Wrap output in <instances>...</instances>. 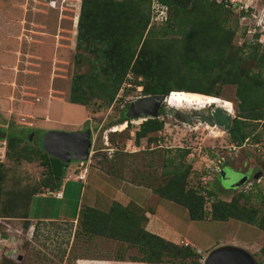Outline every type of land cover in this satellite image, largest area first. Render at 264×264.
Wrapping results in <instances>:
<instances>
[{"label":"rangeland","instance_id":"1","mask_svg":"<svg viewBox=\"0 0 264 264\" xmlns=\"http://www.w3.org/2000/svg\"><path fill=\"white\" fill-rule=\"evenodd\" d=\"M0 1L3 4L0 5V52L5 47L10 50L15 47L14 40L5 36L13 37L18 31L21 49L18 60L15 59L14 63L11 55L0 53V63L13 64L14 71V77H11L10 81L4 80L0 83V128L6 129L8 125L13 124L33 128L36 135L24 140L21 145L36 147L37 140L41 139L40 135H44L50 128L66 133L87 127L93 137V145H98L99 153H105L107 158L102 157V168L98 170L92 168L99 163L96 158L94 162L93 157V165L88 166L87 162L84 168L80 169L76 166L78 161L72 160L68 163L70 167L65 173L67 178L85 179L79 207L91 205L107 210L112 202L125 204L128 199L133 202L132 206L144 209V216L147 218L145 227L148 225L149 230L151 228L153 233L165 240L178 245L188 244L201 255L199 264H204L207 255L220 246L240 247L249 252L257 264H264V256L259 251L264 245V231L257 226L232 218L227 221H215L209 212L201 221H191L184 207L152 192L153 186L165 183L169 177L167 171L175 167L174 165L179 166V169L190 165L185 189L198 190L204 184L201 178L199 179V172L216 164L209 156L216 152L218 159L225 162L223 165L226 175L220 178L218 173L208 172L206 188L214 191V197L229 200L237 191L236 188L245 186L251 180V173L256 167L261 170V175L256 178L259 180H256L258 182L254 189H260L264 195V120L254 126L253 132L261 133L259 142L254 144L249 140L239 147L232 142L223 128H213L198 119L199 114L208 112L204 108L209 103L212 105L218 102L225 107H233V119L238 110L234 85L214 82L212 88H219L220 98H202L199 101L204 105L200 103L195 107L180 99L168 98L169 106L180 109H170L167 106L164 108L165 113L160 115L164 118V126L156 132L159 141L149 142L145 138L138 142L135 140V131L143 121L141 117H129L128 122L124 121L117 126L101 130L105 121L118 117L123 109L127 112L128 107L125 108V98L101 109L97 106L98 100L86 106L67 100L71 76L76 72L73 55L80 0H55L53 5L48 4V0ZM155 7L160 10L157 5ZM6 8L17 10L18 14L12 11L16 18L8 19L9 15L3 13ZM231 17L226 27L234 26V18ZM249 23L254 22L241 19L236 24L237 33L240 32L241 25ZM176 37L180 36L174 33L167 36L168 39ZM251 37V34L235 36L232 44H248ZM262 50L264 52V49ZM7 65L3 68H7ZM84 69H87L86 66L82 67L81 71ZM138 80H141V77H138ZM129 94L137 95L138 92L130 90ZM175 112L180 117H176ZM186 115H189V118L192 115L197 118H191L189 122ZM124 127L129 130L122 132L123 135H129L119 136L118 143H123V147L120 148L119 145L120 154L110 160V156L116 153V148L110 141V131L122 130ZM248 128L249 126L245 129ZM181 148H187L189 151L181 165L166 161L167 157L177 161ZM6 150V142L0 140V161L3 163L0 215H5L2 212L4 209L15 217H6L0 221V233L9 234V240L7 238L5 244L0 243V261L4 252L16 245L17 257L13 258L15 264H150L130 260L129 255H137V252L126 243L102 236L89 238L78 233L79 222L76 218L72 220V217L75 212L73 208L77 204L79 185H71L63 201L52 198V193L42 197L48 189L41 184L45 168L39 164L40 160L35 158L28 162L22 158H8L5 155ZM132 183L135 185H131ZM252 186L250 182L248 187ZM212 199L213 197L206 199L207 211ZM10 200L12 203H8ZM65 202L67 206L63 205ZM251 204L259 208V213H264V201L253 198ZM24 215L31 217L27 221L31 222L30 230L24 228L26 220L21 217ZM42 217H54L57 220H40ZM120 253H123L124 258L118 257Z\"/></svg>","mask_w":264,"mask_h":264},{"label":"trees","instance_id":"2","mask_svg":"<svg viewBox=\"0 0 264 264\" xmlns=\"http://www.w3.org/2000/svg\"><path fill=\"white\" fill-rule=\"evenodd\" d=\"M153 1L166 7L167 17L163 22H154L149 26ZM224 1L80 0L73 55L76 72L71 76L68 102L86 106L98 100L97 106L101 109L125 98L127 108L131 101L129 98L135 96L129 94L130 90H136L140 95L168 94L173 90L168 98L180 99L195 107L197 104L200 105L199 100L202 98L219 97V88L215 90L212 86L214 82L220 81L235 86L238 102L237 115L231 119L230 128L226 132L236 146H244L249 140L257 144L261 139V133L253 132L254 126L264 120V76L262 77L264 44L258 41L260 37L258 32L249 38L251 43L243 42L240 46L232 44L235 36H247L248 24L241 25L239 33L236 24L242 18L247 19L251 8L247 11L244 9L238 11V4L233 5ZM230 17L234 18L235 27H226ZM173 33L180 37L168 39L167 36ZM85 66L87 69L81 71ZM138 77H141V80H138ZM163 113L165 111L161 107L158 117L147 118L140 123L135 131L137 142L141 138L149 142L159 141L156 132L164 126V118L160 116ZM175 116L180 117L178 113ZM125 120L128 121L129 117L123 109L118 117L105 121L101 130L121 124ZM248 126L249 128L245 129ZM124 129L110 131L111 144L116 148L114 151L116 153L110 156V160L120 154L119 150L123 143L119 144L117 139L124 131L129 130ZM50 130L54 129L48 131ZM30 132L32 136L36 135L33 128L23 125L13 124L8 125L6 129L0 128V140L6 142L5 155L17 160L22 158L28 162L38 158L39 164L45 168L41 184L48 189V193L55 192L56 195L63 187L61 197L51 196L57 201L65 199L71 185H79L77 204L73 208L75 209L73 217L79 222L78 233L89 238L102 236L126 243L129 248L136 249L137 255H129V259L134 262L199 264L201 255L188 244L178 245L149 231L145 227L147 218L144 216V209L132 206V201L126 205L114 201L107 210L90 205L79 207L84 180L67 178L65 173L70 167L69 162H62L46 153L41 147V139L37 140L36 147L21 145L24 140L29 139ZM127 134L123 136L126 137ZM94 148L98 150L100 147L94 145ZM179 151L177 161L169 157L166 161L181 165L189 151L187 148H181ZM103 155L107 158L105 153ZM209 156L212 161L219 160L216 152ZM92 157L93 161L95 158L98 160L97 166L93 165L95 161H92ZM92 157L90 156V161L89 156L86 160H78L76 164L78 169L88 161V166L93 165L92 168L95 170L102 168L100 164L103 158L99 152L93 153ZM224 163L220 162L221 165ZM2 166L3 163L0 161V181L3 179ZM174 166L167 171L169 177L164 184L152 187L155 195L184 207L191 221H201L209 212L215 221H227L232 218L255 225L264 231V213H259V208L251 204L253 198L264 201L261 190L254 189L257 184L255 180H252L253 186L250 189H245L244 186L236 188L237 191L229 200L220 199L213 196L214 191L206 188L208 172L213 174L216 172L219 176L220 172L213 170V167L200 171L199 179L205 177L206 182L202 183L198 190L185 189V179L190 165H184L182 169ZM221 169L225 170V166ZM220 185L222 187L221 182ZM211 197L213 199L207 211L206 199ZM65 204L67 202L63 204L67 206ZM4 211L3 209L5 215H0L2 220L6 217H15L9 215L7 210ZM21 217L26 220L24 228L29 229L31 222L27 221L31 217L27 215ZM44 218L55 220L54 217ZM7 235L2 232V239L5 240ZM259 251L264 256V245ZM118 257L124 258L123 253ZM14 260L4 254L0 264H15Z\"/></svg>","mask_w":264,"mask_h":264},{"label":"water","instance_id":"3","mask_svg":"<svg viewBox=\"0 0 264 264\" xmlns=\"http://www.w3.org/2000/svg\"><path fill=\"white\" fill-rule=\"evenodd\" d=\"M164 99L165 95L140 97L129 105L127 115L132 118H156ZM186 118L187 121H191L188 116ZM199 119L209 126L222 127L224 130L230 128L231 115L219 109L211 111L209 115H201ZM31 136L32 133L29 135V139ZM41 147L46 153L65 163L71 160H85L88 157L89 149L92 147V136L89 129L66 133L60 130H50L42 135ZM225 175L226 171L221 170L220 177L223 178ZM260 175L261 170L255 168L251 173V178L256 179ZM204 264H257V262L249 252L240 247L220 246L207 255Z\"/></svg>","mask_w":264,"mask_h":264},{"label":"built area","instance_id":"4","mask_svg":"<svg viewBox=\"0 0 264 264\" xmlns=\"http://www.w3.org/2000/svg\"><path fill=\"white\" fill-rule=\"evenodd\" d=\"M55 1V0H54ZM54 1H51V3L53 4ZM224 3H232L233 5L238 4L237 10H248L249 8H251V11L249 13V16L247 17V19L249 20H253L254 23H249L248 24V29H247V34H251V36L253 35V33H260V37L258 39L259 42H264V0H225ZM158 6L160 10H157L155 6ZM151 11L153 12L150 15V21L152 23L154 22H163L166 17H167V11H166V7L160 5L158 2L153 1L152 2V6H151ZM245 19V18H242ZM113 151V149H112ZM97 153L99 152L98 150H91L89 153V161L91 160L90 156L92 157L93 153ZM108 154L110 155L111 152H108ZM88 161V163H89ZM219 162V161H218ZM82 164V163H81ZM87 164V163H86ZM85 164H83L82 167H84ZM212 169V168H211ZM213 170H218L217 167H213ZM80 178V177H79ZM202 182L205 183L206 179L205 177H202ZM249 181L248 183L245 184V189H250V187H248L250 185ZM57 197H61L62 196V192L59 191L56 193ZM2 219H0L1 221ZM8 238V237H7ZM6 238V239H7ZM9 240V238H8ZM0 243H6L5 240L2 239L1 237V233H0ZM5 255L11 257V258H16L17 257V247L16 245L13 246L12 249L7 250L4 252Z\"/></svg>","mask_w":264,"mask_h":264},{"label":"crops","instance_id":"5","mask_svg":"<svg viewBox=\"0 0 264 264\" xmlns=\"http://www.w3.org/2000/svg\"><path fill=\"white\" fill-rule=\"evenodd\" d=\"M45 1H47V0H45ZM0 5L2 6L3 4H2V2L0 1ZM7 9V8H6ZM12 11H14V12H16L17 14H18V11L17 10H15V9H13V10H10V9H7L6 11H4L3 13L4 14H6V15H9L8 16V19H11V17H15L16 18V16H15V13H14V15H13V13H12ZM0 14H1V12H0ZM1 16V15H0ZM3 16V15H2ZM18 17L17 18H19V15H17ZM6 20V19H5ZM8 23H10V21H8ZM4 32H6L5 30H3ZM7 39H13L14 40V42L16 43V45H15V47H13L11 50L10 49H7V47H5V48H3V51H1L0 53H1V55L2 54H9V55H11V57H13V59H12V63H14L13 61H15V59L16 60H18V54L20 53V51H21V49H20V38H18V37H20V33H19V31H18V33H16L15 34V36H13V37H10V36H8V35H6L5 36ZM11 46V45H10ZM11 48V47H10ZM17 57V58H16ZM7 58V57H6ZM6 58H4V59H6ZM3 59V60H4ZM16 62V61H15ZM7 64H6V62L4 63V62H2V63H0V83H2V81H4V80H9L10 81V79H11V77H14L13 76V74H14V71H13V64L11 65L10 63L7 65L8 67L7 68H3V66H6ZM7 77H9V79H6ZM51 129V128H50ZM83 180H85V179H83ZM85 185H86V181H85ZM63 189V187H61L58 191H61ZM44 195H49V193L47 192V193H43L41 196L42 197H44ZM55 192H53L52 194H51V196L52 197H56L57 198V196L55 195ZM41 197V198H42ZM130 199V198H129ZM129 202V200L128 199H126V203L124 204V203H122V204H124V205H126L127 203ZM91 206V205H90ZM77 209H79V207L77 208ZM78 211V210H77ZM76 217H77V215H76ZM40 219H46V218H40ZM47 219H49V218H47ZM60 219H62V218H60ZM73 219H75V217H72V220ZM55 220H57V219H55ZM148 225H146V228L148 229V227H147ZM32 227V226H31ZM30 227V228H31ZM30 228L28 229V230H30ZM6 230V229H5ZM149 230V229H148ZM150 230H151V228H150ZM149 230V231H150ZM151 232H153L152 230H151ZM9 235V234H8Z\"/></svg>","mask_w":264,"mask_h":264},{"label":"clouds","instance_id":"6","mask_svg":"<svg viewBox=\"0 0 264 264\" xmlns=\"http://www.w3.org/2000/svg\"><path fill=\"white\" fill-rule=\"evenodd\" d=\"M49 2H48V4H50V5H53L54 3H55V1L54 0H48ZM51 1H54V3L52 4L51 3ZM78 17V16H77ZM77 23V22H76ZM160 23V22H159ZM150 24H152V22L150 21V23H149V26H150ZM173 91V90H172ZM172 91H170L168 94H161V95H165V99L162 101V103H161V105H160V107H159V110H158V114H159V111H160V109H161V107H163V110H164V108L167 106V107H169L170 109H176V110H178V109H180V107H172V106H169L168 104H167V99H168V97L170 96V94L172 93ZM180 91H182V90H180ZM120 95V93H118V96ZM207 95V94H206ZM144 96H148V95H140V94H137V95H135V96H133V98L131 97V101H130V103H129V105L133 102V101H135L136 99H138V98H140V97H144ZM220 97V96H219ZM133 99V100H132ZM128 108H129V106H128ZM128 108H127V110H128ZM208 108H210V111L208 112V113H205V114H199V116H198V119H199V117L201 116V115H209L210 113H211V111H213V110H216V109H219V110H222V111H224V112H226V113H228V114H230L231 115V118H232V114L234 113V109H233V111L231 112V113H229L228 111H226L225 109H223L222 107H220V106H218V105H215L214 103L211 105V103H209L208 105H207V107L206 108H204V109H208ZM204 109H201V110H204ZM194 110H197V109H194ZM198 112V111H197ZM175 113H177V112H175ZM186 116H189V115H186ZM129 117V116H128ZM158 117V116H157ZM147 118H150V117H141V119L144 121L145 119H147ZM191 118H197V116H194V115H192V117ZM187 119V118H186ZM200 120V119H199ZM126 122H128L127 120H125ZM201 121V120H200ZM202 122V121H201ZM202 123H204V122H202ZM122 124V123H121ZM207 124V123H206ZM118 125V124H117ZM117 125H115V126H117ZM114 126V125H113ZM128 126V124L127 125H125V127H127ZM124 127V128H125ZM211 127H213V126H211ZM215 127V126H214ZM123 128V129H124ZM222 128V127H221ZM122 129V130H123ZM224 130V129H223ZM112 132L113 131H120V130H111ZM224 131H227V130H224ZM91 133V132H90ZM92 136V135H91ZM32 137V136H31ZM113 149V148H112ZM91 150H96L95 148H94V145H93V137H92V147L89 149V153H90V151ZM101 152V151H100ZM100 154V156H101V158L104 156V155H101V153H99ZM88 156H89V154H88ZM86 160V159H85ZM219 161V162H218ZM220 160H217L216 161V164L215 165H210V166H208V168H211V167H217L218 168V172H220L222 169L220 168L222 165H220ZM213 164H214V162H213ZM216 165H220V167L219 166H216ZM256 168H258V167H256ZM252 180H259V179H255V178H251V182H252V184H253V181ZM256 182H258V181H256Z\"/></svg>","mask_w":264,"mask_h":264},{"label":"bare ground","instance_id":"7","mask_svg":"<svg viewBox=\"0 0 264 264\" xmlns=\"http://www.w3.org/2000/svg\"><path fill=\"white\" fill-rule=\"evenodd\" d=\"M218 104V106H220V107H222L223 109H225L226 111H228L229 113H231L232 111H233V107H225L222 103H217ZM217 104H215V105H217ZM214 128V127H213ZM212 128V129H213Z\"/></svg>","mask_w":264,"mask_h":264},{"label":"flooded vegetation","instance_id":"8","mask_svg":"<svg viewBox=\"0 0 264 264\" xmlns=\"http://www.w3.org/2000/svg\"><path fill=\"white\" fill-rule=\"evenodd\" d=\"M207 110H208V112H209V111H210V108H208ZM208 112H207V113H208ZM220 168H223V169H224V166L222 165Z\"/></svg>","mask_w":264,"mask_h":264}]
</instances>
